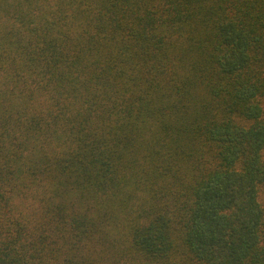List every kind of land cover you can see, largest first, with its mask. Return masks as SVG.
I'll list each match as a JSON object with an SVG mask.
<instances>
[{"label":"trees","instance_id":"16d2710c","mask_svg":"<svg viewBox=\"0 0 264 264\" xmlns=\"http://www.w3.org/2000/svg\"><path fill=\"white\" fill-rule=\"evenodd\" d=\"M0 264H264V0H0Z\"/></svg>","mask_w":264,"mask_h":264}]
</instances>
